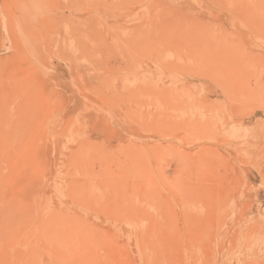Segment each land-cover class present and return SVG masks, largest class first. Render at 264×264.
I'll return each mask as SVG.
<instances>
[{
  "label": "rangeland",
  "instance_id": "1",
  "mask_svg": "<svg viewBox=\"0 0 264 264\" xmlns=\"http://www.w3.org/2000/svg\"><path fill=\"white\" fill-rule=\"evenodd\" d=\"M0 264H264V0H0Z\"/></svg>",
  "mask_w": 264,
  "mask_h": 264
}]
</instances>
